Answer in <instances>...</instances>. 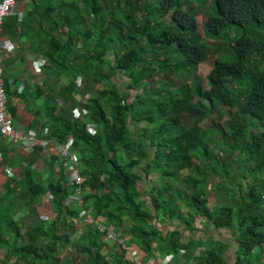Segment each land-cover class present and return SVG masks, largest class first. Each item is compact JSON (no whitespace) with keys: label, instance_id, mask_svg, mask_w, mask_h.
Returning a JSON list of instances; mask_svg holds the SVG:
<instances>
[{"label":"trees","instance_id":"16d2710c","mask_svg":"<svg viewBox=\"0 0 264 264\" xmlns=\"http://www.w3.org/2000/svg\"><path fill=\"white\" fill-rule=\"evenodd\" d=\"M30 1L3 38L42 57L45 78L19 92L3 72L7 110L19 130L67 146L82 182L56 151L0 138V264H133L100 223L145 264H227L234 247L232 264H264V129L252 132L264 125V0ZM223 107L226 127L204 130ZM223 147L254 162L247 175ZM76 189L82 211L66 204Z\"/></svg>","mask_w":264,"mask_h":264},{"label":"built area","instance_id":"2783aa9c","mask_svg":"<svg viewBox=\"0 0 264 264\" xmlns=\"http://www.w3.org/2000/svg\"><path fill=\"white\" fill-rule=\"evenodd\" d=\"M15 7L16 0H0V55L4 52V49L6 47L3 38V26L5 24L6 19L11 16ZM2 75L3 70L0 68V138L6 139L7 141H9V143H12L14 145L32 144L46 151H58L64 159L72 162L70 170L73 174V181L77 184H81L82 180L79 177L77 170L74 169L75 158L71 155L70 150L67 146L58 143H51L48 140L39 138L37 134L25 133L24 131L15 128V125L7 110V95L5 93ZM1 160L2 152L0 151V161ZM76 191L78 192V195V189H76ZM76 199L77 201H81L79 196ZM98 228L108 240L116 242L120 250L128 254V258L133 262V264H145V262L143 261L142 254L138 250L128 247L125 241L121 238L120 234H115L113 231L108 230L106 225L102 223L98 224ZM174 259V257H171L167 262H171Z\"/></svg>","mask_w":264,"mask_h":264},{"label":"rangeland","instance_id":"374dc122","mask_svg":"<svg viewBox=\"0 0 264 264\" xmlns=\"http://www.w3.org/2000/svg\"><path fill=\"white\" fill-rule=\"evenodd\" d=\"M164 21L166 23H168V19H164ZM199 25H200L199 32H200L201 36H204V31H203V28H202V17H199ZM5 46H6V44H5ZM214 64H215V59H211V60L203 63L199 67L198 73H199V75L202 78V81H203V84H204V87L205 88H209L210 87L209 84H208V81H207V78L206 77H207V74L209 73V71L211 70V68L214 66ZM115 81H117V79H115ZM38 103H41V100H39ZM228 109L229 108L223 107L222 110H224L225 112H223L222 115L215 114L211 118L202 121L200 123V126L204 130H206L208 132H210L211 130L214 129V122L220 124L223 128H225L226 127L225 124H226V122L229 119L228 115H226V111H228ZM257 124H260V122H258ZM145 125L146 124H143V123H141L139 125H137V124L133 125L132 124L131 125L132 132L140 131L143 128V126H145ZM19 127H24V124L21 123V122L18 123V128ZM263 129H264V125L261 124V126H259V127H254L252 129V132L253 133H259ZM218 139L219 138L217 137L216 140H215V142L213 144H211V145L213 146V145L217 144L216 141L218 142ZM229 140H230V136H226V139L224 141L225 142H229ZM61 145H63V144H61ZM21 146H23V145H20V147ZM16 147L19 148V144H17ZM215 152H217V154L219 155L220 158L223 157L224 160H225V158H228L227 162H228V165L230 166V171H231L232 174H234L235 176H237L238 179H241V177H239L238 175H242V176L243 175H247L249 173L247 167H252V165L254 164V162L253 163H246V167H245L244 165H242V163H244L243 156H240V158H239L238 157L239 152L238 151H232L228 147H223L222 148V152H220V149H217V150L215 149ZM221 153H222V156H221ZM196 163H198V162L196 161ZM223 167H224L223 169L222 168L220 169L221 172H222V174H225V173L229 172V167L227 168V165L226 164H223ZM42 168H44V167H42ZM183 175H187V171H184L183 172ZM6 178H7V175H1L0 176V183H1L0 190L2 189V183H3V181H5ZM71 178L73 179V174H72V177ZM155 178H156V175H152L150 177V179H151L150 183L147 184L145 182V180H144L143 181V185H146L147 188L148 187L155 186L156 184H158V183L155 182ZM252 180H253L252 177H249V182H252ZM248 184L249 183H246L245 182L246 187H248ZM77 193L78 192L75 191V193L73 194V196H71L67 200L66 204L69 205L73 209L82 211V209H81L82 203H81V201H77V199H76L78 197V195H76ZM39 209H40V215L42 216V218L45 219V220H48L49 219V216H50L51 210H50V207L47 204V200L46 199L44 200V202L42 203V205L39 207ZM87 216H88V218H91L90 215H87ZM77 222H78V224H77L78 227H81V225L83 224L82 218L79 219V220H77ZM214 234L216 235L217 239H221V240H224V241H226V240L231 241V239L226 234L223 235V236H221V235H219V233L217 231H214ZM200 235L204 236V234H202V233ZM207 236L208 235H205V237H207ZM261 247L264 248V245L261 246ZM234 250H235V247L232 248V250L228 254H226L227 264H232L233 263V253H234ZM3 255H4V253H1L0 256L3 258ZM262 255H264V253ZM176 261L177 260L175 258V260L173 262H166L165 264H175Z\"/></svg>","mask_w":264,"mask_h":264},{"label":"crops","instance_id":"0c3cea01","mask_svg":"<svg viewBox=\"0 0 264 264\" xmlns=\"http://www.w3.org/2000/svg\"><path fill=\"white\" fill-rule=\"evenodd\" d=\"M31 4L32 2L30 0H25L22 3L16 2V7L12 12L11 16L18 17L19 19H21L24 16L25 12L29 10ZM63 32H67V30L65 31L59 30L56 33L61 34ZM4 43L6 44V47L3 53L8 55L10 60L7 62L0 60V68L4 72V78H7L14 85L13 89L22 92L25 85L37 84V83L40 84L42 82L41 79L45 78L41 74V70H40L42 65L45 63L44 59L42 57L37 56L36 54H30L29 51L21 52L22 51L21 44L18 43L16 44L15 42L11 43L8 39L5 38H4ZM19 50L23 54L22 57L23 59H20L16 56ZM18 109L21 110V113H23V107L21 105H18ZM15 126L17 129L21 128V130L23 129L25 130L24 127L18 128V123L15 124ZM37 136L39 137V134ZM50 151L51 150H48L46 152L49 154ZM56 152L59 153L58 151ZM9 171L10 170H7V173H9ZM174 260H172L171 262H173ZM165 263L166 262L164 260L161 261V264H165Z\"/></svg>","mask_w":264,"mask_h":264}]
</instances>
